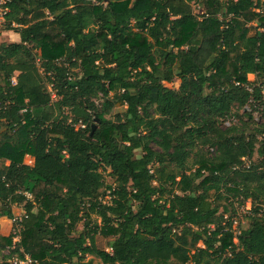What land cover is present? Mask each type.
I'll return each instance as SVG.
<instances>
[{"label": "trees", "instance_id": "16d2710c", "mask_svg": "<svg viewBox=\"0 0 264 264\" xmlns=\"http://www.w3.org/2000/svg\"><path fill=\"white\" fill-rule=\"evenodd\" d=\"M102 3L9 5L3 30L21 41L0 45V215L28 218L17 246L0 235V264H264V0ZM111 95L116 122L94 102ZM250 103L262 122L220 128ZM249 202L237 234L226 215Z\"/></svg>", "mask_w": 264, "mask_h": 264}, {"label": "rangeland", "instance_id": "374dc122", "mask_svg": "<svg viewBox=\"0 0 264 264\" xmlns=\"http://www.w3.org/2000/svg\"><path fill=\"white\" fill-rule=\"evenodd\" d=\"M192 6H193V10H194L195 14L199 15L200 12H202L201 7H199V5L196 4V2H194L192 4ZM4 33H6V31H4L3 29H0V38L3 36ZM8 36L9 37H5L6 39H4V40L0 39V45L13 43V41H14V37H12L13 35L10 34ZM75 72L77 73L78 71H75ZM14 80L17 83L16 76H15V78H13V81ZM249 80L252 82L257 81V79L254 75H250ZM262 84H264V81L263 80L259 81V85H262ZM180 85H181V81L178 79L173 80L171 83H165V86H167L170 89H175V90H178ZM50 87H52V86L50 85L49 88ZM263 92H264V85H263ZM112 97H113V95L110 96V99L97 98V99H95L94 102H95V106H96V112L98 114H100L104 120L109 121V122H116L117 121V119H116L117 115L121 114L125 110V108L121 107L120 105L117 104V105H114L111 109H108L106 102H107V100H112L111 99ZM60 101H61V97H56V99L54 100L55 105ZM65 112L69 113V109H67V110L62 109L61 110L59 107H56V119L57 120L62 119L63 115H65L64 114ZM245 112L251 114L252 117L254 118V120L251 122L252 125H253V122H255V123L262 122V118L260 116V112H259L258 107L254 103H250L245 109L236 106L233 109L232 117H230L228 119L220 120V124H219L220 128L222 130H226L227 128L235 126L237 129H242L244 127V124L247 123V121H248V117L245 116ZM94 125H96V129H98L100 126L99 121L95 122L93 124V126ZM80 128H82L81 125L76 126L77 130ZM136 155H137V157H141L143 155V153L141 152V150H139L136 152ZM258 161H259V157L256 154L252 160H246V165L250 166L251 163H257ZM105 179H106L107 184H109V185L114 184V180L108 174H105ZM109 200H110V197L105 198V202H108ZM18 208H19V210L15 214L17 216L22 215L25 212L24 205L19 206ZM0 210H1V207H0ZM251 210H252V205L250 202L244 206H240L239 204H237L236 205V212L232 213L231 215L230 214L226 215V218H228L229 216L232 217V220L234 221V230H236L237 234L240 232L241 229L247 228L249 226L248 217L251 215ZM94 222L100 223V220L98 218L94 217ZM83 228H84V224L81 223L79 225L78 229H79V231H82ZM112 240H114V239L113 238H103L101 236H98L97 245L100 249L105 250L107 252H111V249L109 248V244ZM236 242H237V240H236ZM10 251H11V249H8L4 252L0 251V261H2L4 259V257L8 256L10 254ZM13 258H17V256H14ZM86 260L87 261L92 260L94 262V264H102L101 260L98 258H95V257L89 256V257H87Z\"/></svg>", "mask_w": 264, "mask_h": 264}, {"label": "built area", "instance_id": "2783aa9c", "mask_svg": "<svg viewBox=\"0 0 264 264\" xmlns=\"http://www.w3.org/2000/svg\"><path fill=\"white\" fill-rule=\"evenodd\" d=\"M94 5H104L102 0H88ZM11 0H0V29H4L7 23V16L10 13L9 5ZM16 84L15 80L13 81ZM57 97L56 93L54 92L52 95V99L55 100ZM85 128V126H81ZM28 200H33L32 196L29 193L24 194ZM28 218L27 214L25 213L23 216L16 217L13 219V234L15 235L14 239V246H17L21 243V233L23 231V222ZM13 264H37L35 263L29 255L25 256V260H20L18 257L13 258L11 261Z\"/></svg>", "mask_w": 264, "mask_h": 264}, {"label": "crops", "instance_id": "0c3cea01", "mask_svg": "<svg viewBox=\"0 0 264 264\" xmlns=\"http://www.w3.org/2000/svg\"><path fill=\"white\" fill-rule=\"evenodd\" d=\"M10 34H12L13 35L12 37H14L13 43H20V41H21L20 35L15 33V32H6L3 34V36H2L3 38L1 37L0 39L4 40V39H6L5 37H9L8 35H10ZM10 44H12V43H10ZM34 163H35V159L33 157L26 156V158H25V164L26 165L33 166ZM8 164L9 163H7V165ZM18 207L19 206H13L12 207L14 218L20 217V216L25 214V212H24L22 215H19V216L15 215L16 212L19 210ZM13 227H14L13 226V219H9L6 216L0 215V235L6 236V237L11 235L13 233Z\"/></svg>", "mask_w": 264, "mask_h": 264}, {"label": "water", "instance_id": "95a60500", "mask_svg": "<svg viewBox=\"0 0 264 264\" xmlns=\"http://www.w3.org/2000/svg\"><path fill=\"white\" fill-rule=\"evenodd\" d=\"M96 131V125L93 126V131H92V134H94Z\"/></svg>", "mask_w": 264, "mask_h": 264}]
</instances>
